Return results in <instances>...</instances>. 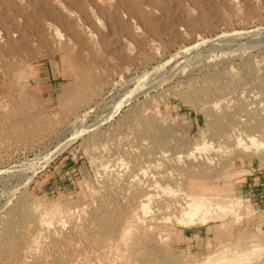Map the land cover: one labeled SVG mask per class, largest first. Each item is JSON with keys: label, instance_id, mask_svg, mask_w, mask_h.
I'll use <instances>...</instances> for the list:
<instances>
[{"label": "rangeland", "instance_id": "1", "mask_svg": "<svg viewBox=\"0 0 264 264\" xmlns=\"http://www.w3.org/2000/svg\"><path fill=\"white\" fill-rule=\"evenodd\" d=\"M90 1L0 5V264H264V0Z\"/></svg>", "mask_w": 264, "mask_h": 264}, {"label": "bare ground", "instance_id": "2", "mask_svg": "<svg viewBox=\"0 0 264 264\" xmlns=\"http://www.w3.org/2000/svg\"><path fill=\"white\" fill-rule=\"evenodd\" d=\"M6 0H0V5L4 4ZM13 1H18V0H13ZM24 2H30L31 0H22ZM47 4H49L48 6H50L51 8H55V6L58 5L57 0H44ZM89 1V0H88ZM105 1V0H104ZM108 1V0H107ZM113 5H112V13H113V19L115 21H120V10H126L128 13H130V16L133 14L134 16H144L145 18H149L151 13H157L160 16L165 17L166 16V9L164 8L163 5H165L167 3V1H169V3L171 2V0H110ZM173 1V0H172ZM43 2V1H42ZM90 2H92V7L90 9L85 8L84 12L86 13V15H90L93 14L95 11L97 12H103L101 9L102 4H101V0H91ZM89 2V3H90ZM111 3V4H112ZM6 4V3H5ZM60 4V3H59ZM174 4V2H173ZM172 5V4H171ZM177 5V3H176ZM175 5V6H176ZM173 6V5H172ZM72 7V6H71ZM109 7V6H108ZM178 7V6H177ZM104 8V7H103ZM18 9V8H17ZM49 8H47L46 10H48ZM111 9V7H110ZM177 11V10H176ZM46 12V11H45ZM78 12V11H77ZM178 12V11H177ZM174 13L176 14V12L174 11ZM55 14V13H54ZM158 15V16H159ZM135 16V17H136ZM172 16V15H170ZM52 17V16H51ZM105 16H103L102 18H104ZM132 17V16H131ZM156 17V16H155ZM167 17V16H166ZM63 18V17H62ZM158 18V17H156ZM55 19H57L58 21H60V19L57 17H55ZM138 19V18H137ZM160 19V18H159ZM165 19V18H164ZM53 21V20H52ZM140 21V20H139ZM138 21V22H139ZM165 21L167 22L168 20L165 19ZM107 22V21H106ZM165 22V23H166ZM61 23V21H60ZM122 23V22H121ZM141 24V23H140ZM100 25V24H99ZM108 25V23H107ZM106 25V26H107ZM60 26V24H59ZM116 26V25H115ZM120 26V24H119ZM109 27V26H108ZM106 28V27H105ZM110 28V27H109ZM121 28V26H120ZM69 29V28H68ZM63 30V29H62ZM108 30V29H107ZM111 30V28H110ZM68 32V30H67ZM58 33V32H57ZM71 35V34H70ZM69 35V36H70ZM72 39V38H71ZM117 104V103H116ZM121 104V103H120ZM116 106V105H115ZM121 106V105H120ZM120 108V107H119ZM116 109H118V107L116 106ZM113 110H111L112 112ZM115 112V110H114ZM110 114H113L110 113ZM108 116V115H107ZM110 116V115H109ZM108 116V117H109ZM106 117H104L105 119ZM102 119V118H101ZM76 133V132H75ZM74 133V134H75ZM73 137V136H72ZM75 137V136H74ZM240 137V136H239ZM73 139V138H72ZM240 139V138H238ZM250 141H252V139H249ZM70 141V140H69ZM241 141V140H240ZM245 141V140H244ZM243 141V142H244ZM67 142V141H66ZM239 142V141H238ZM241 142V144L243 143ZM237 143V142H236ZM239 144V143H237ZM243 145V144H242ZM56 153V152H55ZM56 156V155H55ZM47 159V158H46ZM50 161V160H49ZM32 167V166H31ZM240 202V201H239ZM185 206V218L183 219V221L186 222V224H197V223H201L204 224L206 223L208 220H213V219H217L220 217V215L217 213H224L225 212V207L219 206L218 204H212L209 200V198L204 197V196H198V198L190 203H186L184 204ZM238 206V205H237ZM142 208H144V206H141ZM199 215V219L196 220V216ZM222 218V217H221ZM225 261V260H224ZM227 261V260H226ZM231 261V260H230ZM229 261V262H230Z\"/></svg>", "mask_w": 264, "mask_h": 264}, {"label": "built area", "instance_id": "3", "mask_svg": "<svg viewBox=\"0 0 264 264\" xmlns=\"http://www.w3.org/2000/svg\"><path fill=\"white\" fill-rule=\"evenodd\" d=\"M262 188H264V186H262ZM259 202H264V189H262L260 195H259Z\"/></svg>", "mask_w": 264, "mask_h": 264}]
</instances>
